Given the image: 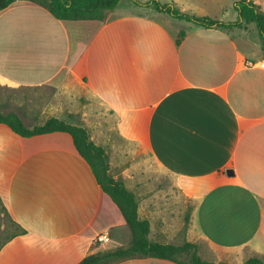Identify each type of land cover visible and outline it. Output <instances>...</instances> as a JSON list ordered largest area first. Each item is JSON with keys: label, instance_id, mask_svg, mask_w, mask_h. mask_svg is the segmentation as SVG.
I'll list each match as a JSON object with an SVG mask.
<instances>
[{"label": "crops", "instance_id": "obj_1", "mask_svg": "<svg viewBox=\"0 0 264 264\" xmlns=\"http://www.w3.org/2000/svg\"><path fill=\"white\" fill-rule=\"evenodd\" d=\"M158 1L198 17L238 19L225 0ZM252 1L264 11V0ZM249 62H264L253 24L205 28L131 0L104 21H61L26 0L0 11L4 85L53 90L50 118L64 121L60 95L87 88L114 113L120 135L196 202L197 228L212 247L264 256V68ZM39 105L42 116L48 108ZM27 111L43 121L36 126L50 119ZM0 202L25 231L1 246L0 264H78L104 235L113 250L131 245L123 214L67 133L26 138L0 123ZM142 204L150 239L161 242L155 236L166 232L155 233ZM112 264L177 263L138 256Z\"/></svg>", "mask_w": 264, "mask_h": 264}, {"label": "rangeland", "instance_id": "obj_2", "mask_svg": "<svg viewBox=\"0 0 264 264\" xmlns=\"http://www.w3.org/2000/svg\"><path fill=\"white\" fill-rule=\"evenodd\" d=\"M132 1V0H131ZM252 1V0H250ZM228 9L236 10L233 0H225ZM220 9L217 13H220ZM222 17V14H221ZM225 21L226 18H220ZM232 21L233 16L227 18ZM255 28L257 26L253 24ZM258 30V29H257ZM59 113H63L66 122L82 126L89 132L96 145L107 150L109 155L110 175L121 180L125 186L135 193L143 209L152 218L155 240L182 245L185 242L196 244L200 255L214 263L244 264L251 258H259L264 262V256L255 253L250 247L235 251L222 252L212 247L201 235L196 225V202L185 196L179 189L175 178L162 169L157 161L145 149L131 144L124 139L117 126L114 113L97 101L87 88L79 86L69 95L61 94ZM56 98L55 92L49 88L39 92H29L19 88L4 85L0 81V109L5 112L21 111L25 114V124L32 128L43 121H33L35 113L26 112L32 108L38 109L42 100L45 110L44 122L50 118ZM63 99V100H62ZM33 104H27L32 103ZM22 228L13 220L0 202V248L11 237L21 234ZM107 243L99 242L96 250L103 254L115 251ZM185 260V259H183Z\"/></svg>", "mask_w": 264, "mask_h": 264}, {"label": "trees", "instance_id": "obj_3", "mask_svg": "<svg viewBox=\"0 0 264 264\" xmlns=\"http://www.w3.org/2000/svg\"><path fill=\"white\" fill-rule=\"evenodd\" d=\"M17 0H0V11L13 5ZM47 8L52 15L61 21H104L107 13L113 11L122 0H26ZM136 5L153 7L158 12L168 14L172 18L185 20L205 28L243 29L250 24L257 26L262 40L264 53V11L250 0H235L238 19L235 22H222L210 17H198L182 12L173 3H162L152 0L141 3L132 0ZM185 37L182 32L178 43ZM0 123L8 125L21 137H33L56 132L71 135L79 155L90 165L102 190L108 194L123 214L132 235L129 248H120L103 254L93 246L92 252L78 264H112L134 257H150L169 260L177 264H230L214 263L204 259L196 244L185 242L182 245L174 243L154 242L150 239L151 223L139 216V200L134 192L130 191L121 180L110 175L109 155L107 150L96 145L90 138L89 132L82 126L70 124L58 118H50L42 126L28 127L21 117L14 113L5 114L0 111ZM25 233V231H22ZM17 235L11 237L15 238ZM185 259V260H183ZM244 264H264L255 257Z\"/></svg>", "mask_w": 264, "mask_h": 264}, {"label": "built area", "instance_id": "obj_4", "mask_svg": "<svg viewBox=\"0 0 264 264\" xmlns=\"http://www.w3.org/2000/svg\"><path fill=\"white\" fill-rule=\"evenodd\" d=\"M248 65L249 66H259L260 68H264V62H257V63H254V62H249L248 63ZM110 241V239H109V237L108 236H100L99 238H98V242H101V243H107V242H109Z\"/></svg>", "mask_w": 264, "mask_h": 264}, {"label": "water", "instance_id": "obj_5", "mask_svg": "<svg viewBox=\"0 0 264 264\" xmlns=\"http://www.w3.org/2000/svg\"><path fill=\"white\" fill-rule=\"evenodd\" d=\"M228 174L233 176L234 175V171L233 170H228Z\"/></svg>", "mask_w": 264, "mask_h": 264}]
</instances>
